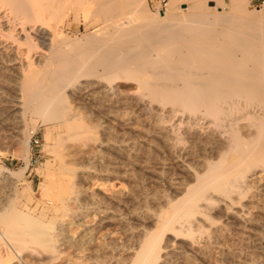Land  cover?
Instances as JSON below:
<instances>
[{
	"label": "bare ground",
	"instance_id": "bare-ground-1",
	"mask_svg": "<svg viewBox=\"0 0 264 264\" xmlns=\"http://www.w3.org/2000/svg\"><path fill=\"white\" fill-rule=\"evenodd\" d=\"M189 1L193 11L180 14L172 0L161 21L146 0H99L106 18L140 12L138 20L113 22L122 37L110 51L95 38L103 32L98 27L82 40L62 35L59 25L83 0H0V80L11 90L0 118L11 135L0 131V145L22 140L28 149L38 122L54 134L46 200L18 207L12 198L0 208V264L15 257L164 264L178 251L203 261L212 248L240 264H263L264 10L248 11L242 0ZM100 129L104 138L137 129L133 140L154 147L147 153L156 148L172 160L177 171L161 169L164 158L155 161V177L171 179L163 193L148 184L140 195L139 170H148L149 155L129 154L139 147L124 145L118 132L123 145H111ZM16 175L0 166L8 186ZM228 223L256 238V253L248 250L249 237L226 245Z\"/></svg>",
	"mask_w": 264,
	"mask_h": 264
},
{
	"label": "rangeland",
	"instance_id": "rangeland-1",
	"mask_svg": "<svg viewBox=\"0 0 264 264\" xmlns=\"http://www.w3.org/2000/svg\"><path fill=\"white\" fill-rule=\"evenodd\" d=\"M83 1H85L84 4L81 5V7L79 6L78 10H77L78 12H76L77 16L76 15H72V16L69 17L70 20L69 19L64 20L63 23L61 25H59V29L62 30V33H63L62 35L66 34L67 38L68 37L69 38H73L74 37V38L78 39V37H80V39L82 40V38H83L82 36L86 35L88 32L93 31L95 28L98 27L103 32L96 33L95 34V38L98 41H105V46L110 51H114V50L118 49V47H120V44H121L122 34H119V32L117 31V28H116V26H114L113 22L116 21V20L118 21V20H124V19H131L133 17V15H135V17H133L132 19L136 18L138 20L139 19L138 17L140 16L139 15L140 12L138 13L136 11V14L138 15L137 17H136V14H133L134 11H128L129 13L124 12L122 15H120L118 17L115 16V17H111V18H106L99 12V8H98L99 0H83ZM225 1H226V3H229V0H225ZM124 2H125V0H121L122 4ZM165 3H166V5H164ZM212 3L213 2L211 0L207 1L208 5H212ZM242 3L244 4L245 9L248 10V11H252V10H255V9L257 10L259 8H260V10L261 9L264 10V0H242ZM220 4L223 5L224 3H221V2H216L215 3V5H220ZM177 5L180 6V9L179 8L175 9L174 12H176V13L184 14V13H189V12L193 11L192 8L188 7V5H190V1L189 0H179V3H177ZM146 6H147V9H148L149 12H151L154 15H156L159 20L164 21L165 18H166V15L169 12H171L172 0H146ZM224 8H225L224 9L225 11H230V6L229 5L224 4ZM123 9L125 10L126 8L124 7ZM130 12H132V13H130ZM234 13H235V16H237V17L242 16V12L235 11ZM256 17H257V13H256V16L254 18L257 19ZM136 19L133 20V21H136ZM140 30L145 31L146 28L145 27H141ZM99 68H101V67L99 66ZM0 76H1V74H0ZM0 82H1V80H0ZM0 88L1 89L4 88L2 91L0 89V91H1L0 94L2 95V96L0 95V101H2L3 99H5L3 97H5V94L9 92L10 88H9V86L4 84L3 82L0 83ZM121 88H125V87L123 85H121ZM10 92H11V90H10ZM3 101H2V103L0 102V106H1L0 111L1 112L3 111L2 115L0 116V118L1 117H5L4 115H6V112H7V109H8V108H4V106L6 107V105L4 104ZM125 109L123 108L122 111L123 110L125 111ZM126 110H128V108ZM137 116H138V114H137ZM139 116H140V114H139ZM141 117L143 118V116H140V118ZM140 118H138V123H140L139 121L141 120L140 124L144 123V125L147 124L146 126H148L149 122L146 123L147 120L145 118H143L144 121L142 120V118L141 119ZM1 127L4 128L3 131H2L3 128H1ZM1 127H0L1 128L0 131L2 132V135H5V134L8 135V136L11 135L10 131L9 132L6 131V130H10V129H7L5 126H1ZM133 130L132 131L128 130L129 134H127L128 132H126V135H125V133L123 134V132H122L123 130H121V132H120V129H119V131L118 130L116 131V133L117 132L119 133L118 135H116V133L114 131L113 132L107 131V132H105V134L107 133L106 136L110 135V136L107 137L108 139H109V137H111L109 141H112V140L114 141V139H116L115 140L116 143L112 141L111 145H112V143L113 144L115 143V144L123 145L121 141H120V143H117L119 141L118 139L119 138H123L122 139V141H123L125 137L128 139V137L130 135H132L131 133H133V135H132L133 138L131 139V141H130V139L126 140V138H125V140L127 142L124 140L123 143L126 146L127 145L130 146V145H132L133 142L134 143L136 142L135 144H136V146L139 147V149L135 147V149L133 148L132 151L129 150L127 152L128 153L129 152L133 153V151H134V155H137L136 156L137 158H139V157L142 158L143 156H147V155H149V157H150V158H146V160L148 159L147 161L144 160V158H143V160L146 161L145 164H147V162H148V164H149L148 166H150L149 168H147L148 170L141 171L142 174H141V172L139 170V173L141 174V176L138 173L139 174L138 177H139L140 184L141 183L144 184V186H143V184H141L144 188H143V191H142V186H141L140 195L143 192H145V191L148 192L149 190H146V189H148L149 187H150L149 189H153L155 187L153 185H155V184L157 185L156 187L158 188L156 192L160 193V192H162L164 190L163 188H165L167 183L171 182V179L169 177H167V176H166L167 178L165 177L166 180L164 179L165 181L164 180L160 181L157 177H155V175L157 176V172H158L157 169L160 170L159 169L160 168V166H159L160 163L161 162H166L165 166H164V163H161V169L163 168V169H167L169 171H173V170H176V169H175V167L171 168L173 166V163L171 162L172 160L170 159V161L168 162L167 161L168 157L166 156L164 158V155H163L164 153H161L160 151L156 150V148H155V150H153L154 154H152V152L151 153H147V152H150L152 149H154V147L149 145L150 149H148V151L146 150L147 151L146 152L145 149L149 148V147H145V146H147L148 144H146V142L138 141L137 138H136V141H134L133 140L135 138L134 134H135L137 129L134 130V132H133ZM52 132L53 131L51 130V126L50 125L42 124L41 122H38L37 127H36V129L34 131V134H33V136L30 139V143H29L28 149H26L27 146H26L25 142H23L22 140H18V141L14 140V141H12L13 143L10 142L8 145H4V144L0 145V166L6 167V168H8L10 170H13L17 174L16 175V179L17 180H16L15 184H13V185H9L8 186L5 182L0 180V208H2L3 206L5 207V205L7 204L8 200L12 199V198H14L13 203L15 205H17L18 207L22 206L26 202H28L31 205H34L36 203H38L40 205L42 201L46 200L47 192L49 191V189H48L49 188V185H48L49 168L52 165L50 163H53V156H52V153L49 150L50 146L53 144V141H54V134ZM100 132H102V133H100ZM110 132H111V134H110ZM99 133H100L99 136L102 137V135H103V138H104L105 135H104L103 130L100 129ZM112 133H114V134H112ZM115 135L118 136L119 138L118 137L116 138ZM122 135H123V137H122ZM112 137H114V138H112ZM107 138H104V140H106ZM109 141L107 140V142L110 144ZM142 145H144V147ZM141 150H142V152H139ZM135 151H136V153H135ZM143 152L146 153L147 155L146 154L144 155ZM155 152H158V153H155ZM159 152L163 155V157H162L161 154H159ZM124 153L127 154L126 151ZM138 153L139 154L141 153V154L138 155ZM160 158L161 159L164 158V161L163 160L161 161ZM140 159H139V161H140ZM151 159H154V161L151 160ZM143 160H141L140 162H142ZM155 161H158V162L161 161L158 164L159 167L156 164L158 162H155ZM150 162L151 163L154 162V164H151ZM167 163H169V164H167ZM152 165H153V167H152ZM162 165H163V167H162ZM150 168L152 169L153 174H154V171H155V174L154 175L152 174L154 177L152 175H150L152 173ZM144 172H146V173H144ZM144 174H146V175L144 176ZM150 178L155 180V181L153 182V180H149ZM144 179L145 180L147 179V180L144 181ZM151 181H152V183H151ZM161 182L163 184L166 183V185L164 184V186L162 188L158 187V184H159V186L163 185ZM114 184L116 185V187L121 185V186H124V187H121V186H119V187H121L123 189L125 188V181H119V184H118V181L117 182L115 181ZM148 184H150L149 187H148ZM126 187H127V184H126ZM146 187H148V188H146ZM156 187L154 189H156ZM27 188H30V190H28ZM228 224H230V223H228ZM228 224H227V226L229 227V229L231 228L230 230H228V232L231 231L230 232L231 236L230 235L229 236L231 238H233V239H231L227 235V237H226V239H227L226 243L227 244L226 245H229V246L233 245L232 244L233 240H235L236 243H237L238 240L240 241L241 237H242L243 241L245 239L247 240L248 237L252 238L253 235L249 236V235H247V234H245L243 232H239L241 230L233 228V227H230L231 224L230 225H228ZM232 230H234V231H232ZM231 233H233L234 235H232ZM241 233H243L242 234L243 236L241 235ZM239 237H240V239H239ZM243 237H245V239ZM251 238H250V241L249 240H247V241L249 243L248 245L252 246L251 243H253V246H252L253 249L248 248V250H253V252H255L254 251V249H255L256 252H257L258 248H260V244L258 242H256V241H254L255 243L252 242L253 240H256V238H253L252 240H251ZM228 240L229 241L232 240V241L229 242ZM235 241H234V243H235ZM247 241H245V243H247ZM251 246H249V247H251ZM5 249H6L5 244H3V251H5ZM250 252H252V251H250ZM250 252L248 251L249 254H250ZM183 253L184 252L181 253V252L178 251V252H175V254L172 253L171 255H168V259L165 260V263L166 264H238V263L240 264L239 259L236 258L237 256H235L234 254L233 255L231 254V255H228V256H223V258H222L221 256H218V254L217 255L215 254V249L214 248H212V250L209 251V254L205 258L206 260L204 259L203 261H202V258L201 257L198 258L199 256H197V255H189V254H186V253H184L185 254L184 255ZM255 253H252L250 256L255 258L257 256ZM210 254H211V256H210ZM188 255L191 256V257L188 258L189 257ZM219 257L222 258V259H220ZM12 260L13 261H12L11 264H36V261L34 259H29L28 261H24L23 257H15ZM263 260H262V262H263ZM263 264H264V262H263Z\"/></svg>",
	"mask_w": 264,
	"mask_h": 264
},
{
	"label": "built area",
	"instance_id": "built-area-1",
	"mask_svg": "<svg viewBox=\"0 0 264 264\" xmlns=\"http://www.w3.org/2000/svg\"><path fill=\"white\" fill-rule=\"evenodd\" d=\"M164 5H166V3H165ZM160 8H161V7H160Z\"/></svg>",
	"mask_w": 264,
	"mask_h": 264
}]
</instances>
